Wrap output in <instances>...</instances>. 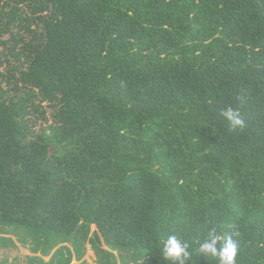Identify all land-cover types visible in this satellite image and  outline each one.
Segmentation results:
<instances>
[{
	"label": "trees",
	"instance_id": "obj_1",
	"mask_svg": "<svg viewBox=\"0 0 264 264\" xmlns=\"http://www.w3.org/2000/svg\"><path fill=\"white\" fill-rule=\"evenodd\" d=\"M213 229L264 264V0H0V248L170 264Z\"/></svg>",
	"mask_w": 264,
	"mask_h": 264
},
{
	"label": "clouds",
	"instance_id": "obj_2",
	"mask_svg": "<svg viewBox=\"0 0 264 264\" xmlns=\"http://www.w3.org/2000/svg\"><path fill=\"white\" fill-rule=\"evenodd\" d=\"M220 116L229 124L232 131H243L247 128V122L238 110L231 107L221 110ZM236 233L226 235L217 234L213 229L207 240L201 243L196 253H193L191 245L182 241L178 236L171 235L168 237L163 247V259L170 264H197V259L201 255L204 257L216 258L219 264H237L240 245L234 239Z\"/></svg>",
	"mask_w": 264,
	"mask_h": 264
},
{
	"label": "rangeland",
	"instance_id": "obj_3",
	"mask_svg": "<svg viewBox=\"0 0 264 264\" xmlns=\"http://www.w3.org/2000/svg\"><path fill=\"white\" fill-rule=\"evenodd\" d=\"M46 124H43L45 126ZM38 128V126H37ZM40 128V125H39ZM95 229V226H92V230ZM15 239V237H13ZM105 248V246L103 245ZM29 256H33V254L17 243V246L10 249H2L0 248V263L3 264H27V258ZM44 260H48L49 257H43ZM83 260L87 262V264H96V256L93 252V250L90 247V244H86V251L83 257ZM80 261L73 260L74 263H79Z\"/></svg>",
	"mask_w": 264,
	"mask_h": 264
}]
</instances>
